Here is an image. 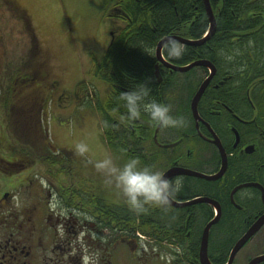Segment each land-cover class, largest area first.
I'll return each instance as SVG.
<instances>
[{
	"label": "flooded vegetation",
	"instance_id": "obj_1",
	"mask_svg": "<svg viewBox=\"0 0 264 264\" xmlns=\"http://www.w3.org/2000/svg\"><path fill=\"white\" fill-rule=\"evenodd\" d=\"M17 4L0 0V264H201V235L214 220L207 258L210 264H226L231 250L224 252V247L264 215L262 5L254 32L228 35L222 66L210 61L215 71L195 113L191 103L209 69L176 72L159 65V75L154 72L157 82L165 78L167 90H174L163 103L170 105L172 114L183 116L185 124L153 123L146 128L151 130L150 141L142 136L141 145L131 142L125 151L164 174L181 170L169 178L183 177V190L172 201L184 205L149 206L137 214L114 185L85 179L68 161L40 162L50 176L38 180L32 176L33 162L20 163L17 169V12L25 13ZM165 51L162 56L169 63ZM105 146L109 154L127 159ZM17 175H23L19 185ZM21 187L27 190L23 194L18 192ZM261 240L264 244V224L242 249ZM255 253L246 257V264L263 255L264 248Z\"/></svg>",
	"mask_w": 264,
	"mask_h": 264
},
{
	"label": "trees",
	"instance_id": "obj_2",
	"mask_svg": "<svg viewBox=\"0 0 264 264\" xmlns=\"http://www.w3.org/2000/svg\"><path fill=\"white\" fill-rule=\"evenodd\" d=\"M209 4L216 20L215 33L200 46H182L184 53L179 58L171 57L165 51L164 55L169 58L170 64L183 66L198 60H208L217 67L222 66V51L229 46L228 35L254 32V19L261 5L264 8V0H209ZM115 9L117 17L125 26L114 36L110 35L108 46L97 65L100 76L110 91L104 100L97 103L96 110L100 114L102 141L116 155L123 154L128 159L131 155L125 151V147L131 142L141 145L143 141H150L151 130L146 128L153 123L147 113H142L137 119H128L127 108L120 99V93L146 85L150 88L146 100L165 102V96H169L166 80L164 78L157 82L154 75L158 42L171 35L199 40L205 35L209 25L202 0H117ZM29 35L33 56L37 58L35 66L39 69L41 63L38 45L30 30ZM34 75L38 77L36 73ZM21 91L23 89L19 88L17 79V109L13 110V113H17V134H14L17 139V169L21 166L20 163L26 165L35 161H63L57 151H52L43 101L40 102L37 95L19 100L18 94ZM11 122L12 120L9 121ZM141 126L144 130H132ZM138 159L143 165H147L143 158ZM234 242V239L231 240L224 247V252L228 253Z\"/></svg>",
	"mask_w": 264,
	"mask_h": 264
},
{
	"label": "rangeland",
	"instance_id": "obj_3",
	"mask_svg": "<svg viewBox=\"0 0 264 264\" xmlns=\"http://www.w3.org/2000/svg\"><path fill=\"white\" fill-rule=\"evenodd\" d=\"M17 3L25 11L17 12V79L23 89L18 98L37 95L43 101L52 151H57L85 179L102 183L104 176L94 168L92 160L111 154L101 139L96 105L104 100L110 88L97 65L108 46L110 30L116 34L125 26L115 16L117 0H17ZM29 30L38 45L39 69L35 66L37 58L33 56ZM197 78L200 79V73ZM188 90L187 87L183 97ZM173 91L168 90V95H174ZM81 141L89 145L88 155L76 153L75 145ZM111 156L118 165L127 160ZM45 167L39 161L32 163L35 180L41 175L50 176L43 173ZM21 177L17 175V185ZM3 180L7 183V178ZM26 191L25 187L18 189L21 194ZM261 248H264L262 240L245 246L236 255L234 264H246V257Z\"/></svg>",
	"mask_w": 264,
	"mask_h": 264
},
{
	"label": "clouds",
	"instance_id": "obj_4",
	"mask_svg": "<svg viewBox=\"0 0 264 264\" xmlns=\"http://www.w3.org/2000/svg\"><path fill=\"white\" fill-rule=\"evenodd\" d=\"M166 52L179 58L184 49L174 39L166 42ZM150 88L146 85L123 91L120 99L127 108L128 119H137L147 113L150 122L164 127H181L185 124L183 116L172 114L169 104L155 99L146 100ZM75 151L81 156L88 155L89 145L83 141L75 145ZM94 168L104 176L105 183L114 185L124 198L129 209L137 214L144 213L149 206L167 207L183 190L184 179L181 176L169 178L160 170L149 165H141L137 157H129L118 165L110 155L92 160Z\"/></svg>",
	"mask_w": 264,
	"mask_h": 264
},
{
	"label": "water",
	"instance_id": "obj_5",
	"mask_svg": "<svg viewBox=\"0 0 264 264\" xmlns=\"http://www.w3.org/2000/svg\"><path fill=\"white\" fill-rule=\"evenodd\" d=\"M203 5H204V10L206 13V17H207V21H208V30L205 33V35L200 38L199 40H187L185 38H182L180 36L177 35H171V36H167L162 38L155 49V58L157 60V64L155 65V74L159 75V65H163L165 67H169L172 71H176V72H186L194 67H205L208 68L210 71V75L205 78V80L201 83V85L199 86L197 92L195 93L192 103H191V107L193 110V113H195L196 111V107L198 104V101L202 95V93L204 92L205 88L207 87L209 81L212 78V75L215 71V68L213 66V64L207 60H198L195 62H192L191 64L184 66V67H175L172 64H169L167 61L164 60L163 56H162V50L163 47L166 45V42L169 39H174L178 44H181L183 46H200L203 43H205L207 40H209L211 38V36L215 33L216 30V20H215V16L213 15L211 6L209 4V0H202ZM159 127V125H158ZM181 173V170H177V169H172L170 171H167L164 175L167 177L170 176H174ZM184 174H188L191 176H196V177H202L205 178L207 180H212L213 177L211 176H206L203 174H199V173H194V172H187L184 171ZM171 205L173 206H183L184 204H179V203H175L173 201L170 202ZM215 223V220L208 223L206 225V227L204 228V231L202 232L201 235V247H200V263L201 264H210L208 258H207V243H208V235H209V230L211 225ZM264 224V215L262 217H260L258 219V221H256L248 230L247 232L240 238L238 239L229 254L228 257V261L226 264H232L236 254L242 249V247L245 245V243L262 227V225ZM264 262V254L260 255V256H256L255 258L251 259L249 261L248 264H260Z\"/></svg>",
	"mask_w": 264,
	"mask_h": 264
}]
</instances>
